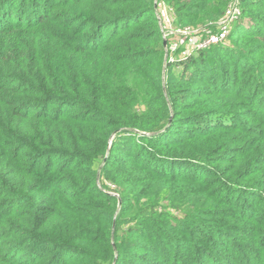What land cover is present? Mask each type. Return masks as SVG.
<instances>
[{
	"label": "trees",
	"instance_id": "16d2710c",
	"mask_svg": "<svg viewBox=\"0 0 264 264\" xmlns=\"http://www.w3.org/2000/svg\"><path fill=\"white\" fill-rule=\"evenodd\" d=\"M232 1L0 0V264H264V0L196 48Z\"/></svg>",
	"mask_w": 264,
	"mask_h": 264
},
{
	"label": "built area",
	"instance_id": "2783aa9c",
	"mask_svg": "<svg viewBox=\"0 0 264 264\" xmlns=\"http://www.w3.org/2000/svg\"><path fill=\"white\" fill-rule=\"evenodd\" d=\"M237 19V7L236 4L232 7H229L228 13L225 16V18L219 22H217L215 25L218 27V30L214 33H209L207 38L204 40H200L196 43L197 49H204L211 45H222L225 43L228 35V25L233 20ZM196 31H179L178 33L180 35H190L192 33H195ZM171 32H163V38L164 40L168 35H170ZM175 47L171 46V51H174Z\"/></svg>",
	"mask_w": 264,
	"mask_h": 264
},
{
	"label": "rangeland",
	"instance_id": "374dc122",
	"mask_svg": "<svg viewBox=\"0 0 264 264\" xmlns=\"http://www.w3.org/2000/svg\"><path fill=\"white\" fill-rule=\"evenodd\" d=\"M235 4H236V7H237V19H238V23L244 24V26L248 27L249 21H247L246 19H242V15H241V4H240L239 0H233L228 7H232ZM159 12H161V15L163 16V19H164V22H165V27H166V29H168L169 24L167 23V20L168 21L170 20V18L168 16V12L165 9H163V7H161V9L158 11V13ZM187 35H184V36H187ZM173 40L174 39L172 37H168V42H169L170 46H171V44H173V42H174ZM224 47L230 48V42L228 41V39H226V41L224 43ZM178 68L179 67L176 66V68H175V69H177L176 71L179 70Z\"/></svg>",
	"mask_w": 264,
	"mask_h": 264
},
{
	"label": "water",
	"instance_id": "95a60500",
	"mask_svg": "<svg viewBox=\"0 0 264 264\" xmlns=\"http://www.w3.org/2000/svg\"><path fill=\"white\" fill-rule=\"evenodd\" d=\"M156 1H157V0H155V3H154V8H155V10H156V7H157V5H156ZM157 17H158L159 23H160V25H161V21H160V18H159V16H158V14H157ZM161 28H162V27H161ZM163 47H164V50H165V58H164V66H163V79H164V77H165V70H166V60H167V43H166L165 40L163 41ZM115 135H116V133H115L114 135H112L109 144H111V141H112V139L115 137ZM102 165H104V162L102 163ZM102 165L100 166V168H99V170H98V173H97V179H99L100 170H101ZM119 206H120V203H119ZM112 239H113V235H112ZM116 256H117V255H116V251H115V259H114V261H113V264H115V262H116Z\"/></svg>",
	"mask_w": 264,
	"mask_h": 264
},
{
	"label": "crops",
	"instance_id": "0c3cea01",
	"mask_svg": "<svg viewBox=\"0 0 264 264\" xmlns=\"http://www.w3.org/2000/svg\"><path fill=\"white\" fill-rule=\"evenodd\" d=\"M156 5H157V1H156ZM161 7H163V6H159V10L161 9ZM163 9H165L164 7H163ZM156 14H158V9H157V7H156ZM158 16H159V14H158ZM159 18H160V16H159ZM161 21V20H160ZM168 21V20H167ZM168 32H171V31H168ZM172 33H174V32H172ZM171 33V34H172Z\"/></svg>",
	"mask_w": 264,
	"mask_h": 264
}]
</instances>
